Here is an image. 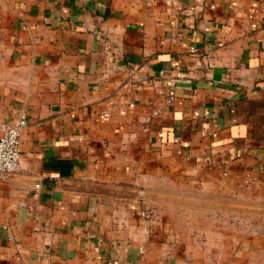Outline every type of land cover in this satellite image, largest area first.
<instances>
[{
  "label": "crops",
  "instance_id": "obj_1",
  "mask_svg": "<svg viewBox=\"0 0 264 264\" xmlns=\"http://www.w3.org/2000/svg\"><path fill=\"white\" fill-rule=\"evenodd\" d=\"M22 114L0 264H264V0H0Z\"/></svg>",
  "mask_w": 264,
  "mask_h": 264
},
{
  "label": "built area",
  "instance_id": "obj_2",
  "mask_svg": "<svg viewBox=\"0 0 264 264\" xmlns=\"http://www.w3.org/2000/svg\"><path fill=\"white\" fill-rule=\"evenodd\" d=\"M28 124L22 114L17 122L0 124V180L16 173L21 165V137Z\"/></svg>",
  "mask_w": 264,
  "mask_h": 264
}]
</instances>
